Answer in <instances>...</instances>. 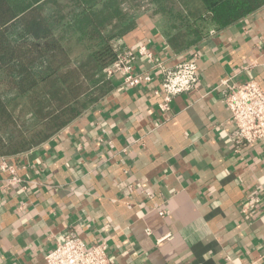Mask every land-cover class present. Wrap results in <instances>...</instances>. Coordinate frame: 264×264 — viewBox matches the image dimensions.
<instances>
[{
  "label": "crops",
  "instance_id": "0c3cea01",
  "mask_svg": "<svg viewBox=\"0 0 264 264\" xmlns=\"http://www.w3.org/2000/svg\"><path fill=\"white\" fill-rule=\"evenodd\" d=\"M137 14L121 40L153 53L134 63L152 81L131 88L116 75L95 107L50 140L0 155L23 179L10 186L0 170V264H47L70 229L106 242L109 264H264V141L235 151L217 88L226 77L264 88V0L180 54L147 3ZM192 59L200 82L161 112L159 65Z\"/></svg>",
  "mask_w": 264,
  "mask_h": 264
},
{
  "label": "trees",
  "instance_id": "16d2710c",
  "mask_svg": "<svg viewBox=\"0 0 264 264\" xmlns=\"http://www.w3.org/2000/svg\"><path fill=\"white\" fill-rule=\"evenodd\" d=\"M169 47L197 48L209 31L263 0H147ZM138 0H0V155L40 146L109 92L117 41L136 26Z\"/></svg>",
  "mask_w": 264,
  "mask_h": 264
},
{
  "label": "built area",
  "instance_id": "2783aa9c",
  "mask_svg": "<svg viewBox=\"0 0 264 264\" xmlns=\"http://www.w3.org/2000/svg\"><path fill=\"white\" fill-rule=\"evenodd\" d=\"M210 32L213 34L215 30ZM116 44L118 49L124 46L121 39ZM138 57L152 59L153 53L145 47L135 52L123 47L119 50L117 60L105 71L107 79L121 75L122 84L131 88L149 84L152 81L150 73L134 71V63ZM159 69L162 72V81L158 92L161 102L158 106L161 112L167 113L174 98L196 88L200 75L195 59L182 61L174 67L159 65ZM217 88L222 103L231 114L234 128L229 138L235 151L240 153L244 147L264 141V88L253 80L237 83L232 77L222 79ZM7 158H2L0 170L8 174L7 183L10 186L22 187L23 179L18 174L17 167L9 163ZM147 195L150 196V193ZM255 202L258 203L259 200ZM250 205L245 202L242 211L247 213ZM160 214L165 215L166 211H161ZM108 251L106 242L88 244L76 229H70L59 237L55 249L46 255L45 260L47 264H109Z\"/></svg>",
  "mask_w": 264,
  "mask_h": 264
},
{
  "label": "rangeland",
  "instance_id": "374dc122",
  "mask_svg": "<svg viewBox=\"0 0 264 264\" xmlns=\"http://www.w3.org/2000/svg\"><path fill=\"white\" fill-rule=\"evenodd\" d=\"M140 5H143L144 3H147V0H138Z\"/></svg>",
  "mask_w": 264,
  "mask_h": 264
}]
</instances>
